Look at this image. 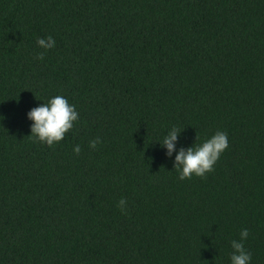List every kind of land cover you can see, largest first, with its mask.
<instances>
[{
  "label": "trees",
  "instance_id": "trees-1",
  "mask_svg": "<svg viewBox=\"0 0 264 264\" xmlns=\"http://www.w3.org/2000/svg\"><path fill=\"white\" fill-rule=\"evenodd\" d=\"M56 95L49 147L27 113ZM173 126L228 134L214 171L179 179ZM245 228L264 264V0H0V264H231Z\"/></svg>",
  "mask_w": 264,
  "mask_h": 264
},
{
  "label": "clouds",
  "instance_id": "clouds-1",
  "mask_svg": "<svg viewBox=\"0 0 264 264\" xmlns=\"http://www.w3.org/2000/svg\"><path fill=\"white\" fill-rule=\"evenodd\" d=\"M36 44L43 52L37 54L36 59L43 61L45 53L56 47V41L52 36L47 38L38 37ZM27 118L32 122L31 135L36 142L46 144L49 147L62 142L66 134L70 133L76 122L79 121V112L76 106L68 102L63 95L53 96L47 103H43L31 109L27 113ZM181 132L175 126L168 130L159 142L166 150V155L171 158L175 154L174 168L180 180L191 179L193 176L204 178L206 174L214 171V167L220 160L222 154L229 148L228 134L217 131L202 144L184 148H177ZM99 137L89 141V147L93 150L101 144ZM73 152L79 155L80 145H75ZM118 208L125 212L127 210V200L121 198ZM250 233L248 229H242L238 240L231 241L232 254L231 264H251L252 255L245 248V241Z\"/></svg>",
  "mask_w": 264,
  "mask_h": 264
}]
</instances>
